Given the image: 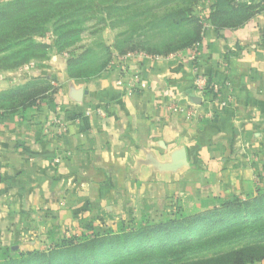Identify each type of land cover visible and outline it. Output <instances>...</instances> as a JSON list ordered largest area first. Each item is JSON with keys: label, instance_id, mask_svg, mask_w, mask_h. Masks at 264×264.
Returning <instances> with one entry per match:
<instances>
[{"label": "crops", "instance_id": "1", "mask_svg": "<svg viewBox=\"0 0 264 264\" xmlns=\"http://www.w3.org/2000/svg\"><path fill=\"white\" fill-rule=\"evenodd\" d=\"M263 6L241 28L209 25L190 51L128 58L127 79L140 74L144 91L127 79L117 85L119 64L97 78H70L59 54L19 75L12 85L45 78L52 89L37 106L0 121L2 250H40L49 233L60 239L87 224L176 208L202 212L264 188ZM198 75L221 87L228 107L202 101ZM171 103L213 119L174 114Z\"/></svg>", "mask_w": 264, "mask_h": 264}, {"label": "trees", "instance_id": "2", "mask_svg": "<svg viewBox=\"0 0 264 264\" xmlns=\"http://www.w3.org/2000/svg\"><path fill=\"white\" fill-rule=\"evenodd\" d=\"M98 1L104 3V9L109 14L119 13L120 9L116 11L113 7H117L119 4L128 2V0L117 1L114 4L110 3V0H13L5 5L4 11L0 14L1 17H5L8 30L5 33V61L15 58L17 55H21L22 59H17V62H12L13 65H19L20 63L27 62L29 57L25 52L20 49V45H26L28 43L20 40L28 38L32 34H39L45 25L54 21L59 30L63 33L58 38L59 43L64 42L72 36H76L83 33L82 30H70V24L76 21H83L87 17H91L94 11L101 8ZM173 0H169V3ZM185 0H181L184 3ZM228 0L227 3H229ZM108 4V5H107ZM261 11V5H243L242 8L218 9L210 16L209 24L217 31L223 29H238L243 27L251 19H253ZM187 11H171L166 12L163 16L158 17L161 21L157 24V18L153 20L152 25L154 28H158L160 23H166V26H180L189 21ZM134 18L149 17L150 11H137L132 14ZM157 20V21H158ZM89 19L83 22L85 24ZM128 24V22H125ZM194 24V23H193ZM174 31V30H173ZM171 29V32H173ZM128 33H122L118 35L117 39L127 37ZM175 37H177L175 35ZM203 38V29L199 26H194L192 34L184 33L180 38L174 41L173 44L168 45L167 53L174 52L175 50H181L182 48H189L201 43ZM18 40V41H16ZM41 49H45V46H39ZM116 49L117 46H116ZM119 56L118 50H116ZM133 49V47H132ZM117 55L109 54V57L104 63H102L94 71L90 69H84L82 64L84 62L83 55L76 58L68 59L67 74L73 79H92L97 78L108 69L107 65L113 63L118 58ZM79 68V69H78ZM94 74H97L93 76ZM34 80V81H33ZM32 83L29 82L23 86L16 87L5 93V106L0 109V121L6 115H15L24 113L30 108L37 106L45 99L47 94L51 91V85H48L49 81L45 78L33 79ZM13 99V103H11ZM264 198V188H259L253 197L248 199H240L235 196L230 197L222 201L220 206L213 207L209 210L197 212L191 215H186L184 210L176 208L172 211H165V214L160 217L158 221L143 222L135 227L124 228L119 233L105 232L103 234L92 233L82 234L80 236L76 234L63 236L62 238L52 241V246L48 251H17L16 254H11L5 249H0V264H91L94 260L89 258L91 253H97L100 251H110L112 248L116 249L120 246H131L132 244L143 243L146 241H173L177 243L172 249L158 250L156 254L144 252L150 254V260L153 263L163 264H255L264 261V245L261 243L245 247L239 250L227 254H219L212 257V259H201L196 262H192L188 259H183L185 255L193 253L198 249L197 244L201 241L190 240V234L193 231L212 230L213 234L210 239L203 241L204 244L216 243L218 246L224 245L227 242H232L241 238L244 230L238 232L239 225L235 224L237 219L243 214L245 220H249L248 216L254 211V207L258 206L260 201ZM144 221V220H143ZM240 225H246L240 223ZM92 224L85 226L86 230L92 228ZM92 230V229H91ZM104 231V230H103ZM188 240V241H186ZM154 249V248H153ZM160 253L164 254V257L160 256ZM132 256V255H131ZM130 255L127 256L131 257ZM140 257V261L145 263L148 259ZM153 257V258H152ZM188 260V261H183ZM114 264H126L116 262Z\"/></svg>", "mask_w": 264, "mask_h": 264}, {"label": "rangeland", "instance_id": "3", "mask_svg": "<svg viewBox=\"0 0 264 264\" xmlns=\"http://www.w3.org/2000/svg\"><path fill=\"white\" fill-rule=\"evenodd\" d=\"M13 0H0V14L4 11L5 5L12 2ZM121 0H110L109 2L114 4ZM185 0L181 3V0H173L169 3V0H128L123 4L113 7L116 11L120 9L119 13L109 14L104 9V3L98 1L97 4L101 6L100 9L94 11L91 17H87L83 21H76L70 24V28L66 31L72 30H82L76 36H72L64 42L58 41V38L63 33L59 30V27L51 21L45 27L38 32L39 34H32L28 38L20 40L21 44L26 42V45H20V49L25 52L29 57H31L27 62L20 63L19 65H13L12 62H17V59H22L21 55H17L13 59L5 61V43L6 32L8 30L7 22H5V17H1L0 21V109L5 106V93L11 91L19 86H23L32 80H29L21 85L14 86L20 78L19 75H25L28 71L33 68H45L46 63H50L53 56L59 54L67 57L68 59L76 58L83 55L84 62L82 67L84 69H90L94 71L102 63L106 61L109 54L117 55L115 51L116 46L119 52L118 57H127L129 55H147V56H169L177 53H184L194 49L197 45L189 48H182L181 50H175L174 52L167 53V49L170 47L168 45L173 44L174 41L178 40L184 33L192 34L194 26H199L203 29L207 28L210 24V16L214 11L218 9H232V8H242L243 5H262L260 0ZM108 5V4H107ZM264 7V6H263ZM137 9V11H150V16L145 18H134L132 14ZM187 11L190 10L191 13L188 14L189 21L192 23L183 24L180 26H166V23H160L158 28H154L152 22L156 17L163 16L166 12L171 11ZM155 18V19H156ZM89 19L88 22L83 24L84 21ZM154 22L155 24L161 21L158 20ZM128 22V24H125ZM194 23V24H193ZM206 26V27H205ZM171 29L173 32H171ZM122 33H128L127 37L122 39H117L118 35ZM175 35L177 37H175ZM18 41V40H16ZM45 46V49H41L39 46ZM133 47V49H132ZM110 64L107 65L109 69ZM79 69V68H78ZM24 73V74H23ZM97 74H94L95 76ZM47 78V77H46ZM34 81V80H33ZM14 84V85H12ZM50 85V83H47ZM52 87V86H50ZM11 99V103H13ZM186 215H191L194 213H189L184 211ZM164 212H159L157 215H153L150 218H145L142 220H127L121 223H116L111 226H103L101 228L92 227L90 230L83 229L81 233H76L80 236L82 234H92L98 233L103 234L105 232L119 233L124 228L135 227L143 222L158 221ZM243 214L237 219L235 224L240 227L238 232L245 231L241 238L234 240L232 242H227L224 245L218 246V244L209 243L204 244L203 241L210 239L213 232L212 230H204L201 233L198 231H193L190 234V240L201 241L197 244L198 249L193 253L185 255L183 259H188L192 262L199 261L201 259H212V257L218 256L219 254H227L235 250H239L245 247L254 246L259 243L264 245V198L260 201L258 206L254 207V211L249 214V220H245ZM244 223L246 225H240ZM85 228V227H84ZM104 230V231H103ZM49 235V242L44 245L39 251H48L52 246V241L58 240L55 236ZM72 235V234H70ZM68 236V235H65ZM53 237V239L51 238ZM188 241V240H186ZM177 243L173 241H146L143 243H136L129 246H120L119 248H112L110 251H100L97 253H91L89 258L94 261L91 264H114L116 262L126 263V264H152L150 254H145L148 250L152 249L150 253L156 254L158 250L172 249ZM2 246H0V249ZM5 248V247H4ZM154 248V249H153ZM166 248V249H161ZM143 259H148L145 263L140 261V257ZM128 255H132L128 257ZM160 256L164 257L163 253ZM153 258V257H152ZM183 260V261H188ZM153 264H163V263H153ZM264 264V261L261 263Z\"/></svg>", "mask_w": 264, "mask_h": 264}, {"label": "built area", "instance_id": "4", "mask_svg": "<svg viewBox=\"0 0 264 264\" xmlns=\"http://www.w3.org/2000/svg\"><path fill=\"white\" fill-rule=\"evenodd\" d=\"M206 27V26H205ZM134 55H129L127 57H118L116 60L113 61V63H111V67H113V65H117L119 64L120 68V73H119V78L117 81V85L121 86L124 85V83L129 80V83L131 84L133 90H141L144 91L147 88V85L145 83L144 78L140 75V74H134L132 76L129 77V79H127L128 77V66L126 65V60L130 57H132ZM227 65L224 64V67H226ZM127 79V80H126ZM195 92L197 93V95H199L202 99V101L205 103L207 102H218L220 104L221 107L226 108L229 106V103L231 102V100L228 101H224L222 100V89L220 86L215 85L210 83L208 77L206 76H200L198 75L195 81ZM211 95V99L209 98L208 95ZM170 110L172 113H183V112H187L188 116L193 118V119H213V115L212 113L208 114L206 117H203V115H201V113L197 110L196 107H185L182 106L180 104H176V103H171L170 104ZM54 128L56 129L57 132L59 133H65L66 128L64 127V125L62 124L61 121H55L54 122Z\"/></svg>", "mask_w": 264, "mask_h": 264}]
</instances>
